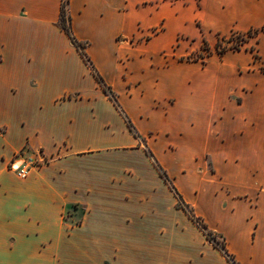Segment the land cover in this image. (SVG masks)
Segmentation results:
<instances>
[{"label":"crops","instance_id":"obj_1","mask_svg":"<svg viewBox=\"0 0 264 264\" xmlns=\"http://www.w3.org/2000/svg\"><path fill=\"white\" fill-rule=\"evenodd\" d=\"M60 5L0 0V264H230L177 195L264 264V0H68L90 64ZM189 23L206 33L175 41ZM249 29L246 49L201 52ZM20 151L46 162L18 177Z\"/></svg>","mask_w":264,"mask_h":264},{"label":"rangeland","instance_id":"obj_2","mask_svg":"<svg viewBox=\"0 0 264 264\" xmlns=\"http://www.w3.org/2000/svg\"><path fill=\"white\" fill-rule=\"evenodd\" d=\"M192 23L191 24L189 23V25L186 28L181 29L182 32L178 33L177 35L176 34L173 35V39H175V41H181V40H184L185 39L187 41L190 40L193 43V42H195L197 40V38L200 37V33H201V35L202 34L204 35V33H206L205 29L202 28V30H201L200 28H198V25L195 26V24L192 25ZM172 24H174V23H172ZM172 24L169 23V25L167 27L168 30H166L167 34L174 33V30L172 29L173 28V25ZM159 27H160V25H159ZM186 35H187V37H186ZM195 37H196V39H193ZM216 38L218 40H220V43L217 44V46L220 47L221 49L228 48L227 50H229V51L243 50V49L248 48L250 46V44L253 43V40L252 39L249 42H247V43L241 42L240 41L241 40V37L239 35H236L235 33L234 34L226 33L222 37H219L218 36ZM133 39H134V36H129L128 37V40H133ZM217 39H216V41H217ZM199 42H200L199 43L200 47H202L201 52H203V54H209V53H211L213 51L214 52L216 51V53H218L217 52V49H216V45L214 47V46H211V45L207 44L206 42H202L200 40H199ZM260 63H261L260 64V69L264 71V56L260 58ZM1 132H2V128H0V133ZM24 158H26V157L23 155V153L21 151L18 152V153H16V154H14V156L12 157V159L7 164V169L8 170H11L10 169V163H12L13 161H15L16 159H24ZM44 162H46V161L44 160ZM0 199H2V196L1 195H0ZM178 205H179V203H178ZM183 209L185 211L186 210L190 211L189 208L188 209L183 208ZM82 211H83V208H80V207H78L76 205H74L73 207L63 208V210L61 211V221H63L65 223L64 225H66V224H68L70 226L71 225H76L82 219ZM196 225H197V223H196ZM219 240H221V239L219 238ZM0 242L5 243L6 244L5 247L6 246L12 247V244L14 243V239H11L10 237H5V239H3V238L0 237ZM1 249H3V247H0V250ZM48 259L50 260L51 257H48ZM38 260H39V257L38 256H37V258L35 256H29L28 263H34V262H36Z\"/></svg>","mask_w":264,"mask_h":264},{"label":"trees","instance_id":"obj_3","mask_svg":"<svg viewBox=\"0 0 264 264\" xmlns=\"http://www.w3.org/2000/svg\"><path fill=\"white\" fill-rule=\"evenodd\" d=\"M67 4H68V0H62L61 1V5H60V12H59V24L61 26V28L65 31V33L69 36V38L77 45V47L79 48L80 50V53L81 55L83 56V58L90 64L89 62V59L88 57L86 56L85 52H84V44L81 43V42H77L75 37L73 36L72 32H71V27H70V16L68 14V11H67ZM254 32L253 29H249L248 31L244 32V33H241V32H235V31H231L230 33L231 34H236V35H239L241 37V42H244L245 40V36H249L251 35L252 33ZM223 35L219 36V37H222ZM218 37V36H217ZM220 39V38H219ZM220 43V40L217 39L216 41V49H217V52L219 54H221L222 52H224L225 50H227L228 48H225V49H221L220 47L217 46V44ZM240 43V42H239ZM220 46V45H219ZM97 78L99 79L98 75L96 74ZM106 90V88H105ZM106 92L109 93V97L114 101L115 103V97L114 95L110 94V91L107 89ZM161 174L164 175V173L161 171ZM177 198H178V203L179 205H181L183 208L185 209H188L189 207L186 206L185 204H183L181 198L179 195H177ZM190 210V208H189ZM189 217L195 221L197 223V226L201 229V231L205 234L206 238L215 246L217 247L224 255L225 257L227 258V260L229 261L230 264H238L233 255L230 254L226 247H225V240L222 236L220 235H217L216 232L210 230L207 228V226L205 225V223L202 221L201 218L195 216L193 214V212L190 210H186ZM221 240H219V238ZM218 239H217V238Z\"/></svg>","mask_w":264,"mask_h":264},{"label":"built area","instance_id":"obj_4","mask_svg":"<svg viewBox=\"0 0 264 264\" xmlns=\"http://www.w3.org/2000/svg\"><path fill=\"white\" fill-rule=\"evenodd\" d=\"M41 154L37 156H29L24 159H16L10 163V169L18 176L25 177L33 168L40 166L44 162Z\"/></svg>","mask_w":264,"mask_h":264}]
</instances>
